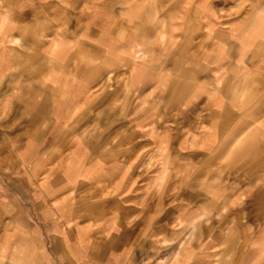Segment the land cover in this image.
<instances>
[{"label":"crops","instance_id":"crops-1","mask_svg":"<svg viewBox=\"0 0 264 264\" xmlns=\"http://www.w3.org/2000/svg\"><path fill=\"white\" fill-rule=\"evenodd\" d=\"M226 3L0 0V264H64L58 253L73 244L95 243L109 225L127 230L121 210L139 227L112 264L126 249L130 264L141 249L143 264H264V168L227 183L243 160L209 168L222 145L230 161L264 145V0H247L239 25L226 21L241 0ZM189 36L207 77L191 99L207 97L205 110L179 129L159 108L134 116L122 102L128 77L141 78L137 58ZM153 234L174 243L160 248Z\"/></svg>","mask_w":264,"mask_h":264},{"label":"clouds","instance_id":"clouds-1","mask_svg":"<svg viewBox=\"0 0 264 264\" xmlns=\"http://www.w3.org/2000/svg\"><path fill=\"white\" fill-rule=\"evenodd\" d=\"M192 2H195V0H192ZM202 3L206 4L207 0H202ZM246 4L247 0H241V5L237 8V15L226 21V23L239 25L247 14H240ZM220 6L231 5L227 4L226 0H217V7ZM197 7L199 8L201 5L198 4ZM196 43L197 41L192 40L189 36L178 48L176 47V42H172L170 46L163 47L157 53L149 54V56L142 59L137 58L136 63L132 67L135 73L141 74V78L133 79L132 76L128 77V81H130L129 91L122 102L130 104L135 109L134 116L144 113L146 118H155L154 113L159 108L160 115L167 118L166 122L179 129L190 125L205 110V105L208 102L207 97L202 95L195 100L191 99L194 90L207 78L200 66L198 57L195 55ZM128 97H131L132 100L129 101ZM185 104H187V107L184 106ZM222 147L223 150L218 149L213 156L209 168L215 166L225 170V165H229L233 161L243 160L239 168H232L228 173L226 183L229 181L235 182L233 175L239 176L246 168H264V145H253L245 150L243 156H234L231 161L229 159L230 154L226 155V153H229L228 147L226 145H222ZM193 159L198 160L200 156H194ZM201 175H203V172H201ZM199 179V176L193 179V189ZM187 198L197 200L199 193L195 190H189ZM80 210L89 213H99L100 215L105 214L100 209L89 206H85ZM121 212L120 223L121 225H126L127 230L116 227L115 224L109 225L107 229L97 234L95 243L88 241L87 245L73 244L72 247L58 253L63 255L64 264H85V262L86 264H112V260L115 259L113 253L130 238L128 230L134 233L136 228L139 227L136 224V221L140 219L139 215H132L131 211L125 210H121ZM166 224L167 220L162 222L159 229L161 232L167 231L164 227ZM121 231H124L123 236L120 235ZM113 233L117 235L114 237ZM150 239L160 248H166L170 243H174V241L165 239L163 235L153 234ZM184 244L185 247L190 249L192 244L190 235L185 237ZM200 247L202 250L203 245ZM146 251V249L140 250L136 257V264H143ZM130 254V249L121 252L124 264H130L128 261ZM216 259L219 260L220 258L216 257ZM157 264H160V262L158 261Z\"/></svg>","mask_w":264,"mask_h":264},{"label":"rangeland","instance_id":"rangeland-1","mask_svg":"<svg viewBox=\"0 0 264 264\" xmlns=\"http://www.w3.org/2000/svg\"><path fill=\"white\" fill-rule=\"evenodd\" d=\"M125 116H127V114H124ZM121 114H108L107 119H104L103 121L106 122L110 127H114V126H120L121 125V119H120ZM100 120H97V122ZM102 121V120H101ZM124 126L128 127L131 124L127 122V119L124 120ZM127 135H125L126 137ZM186 233V234H185ZM189 233L187 232H180V233H174V240L180 239V238H185L188 236Z\"/></svg>","mask_w":264,"mask_h":264},{"label":"bare ground","instance_id":"bare-ground-1","mask_svg":"<svg viewBox=\"0 0 264 264\" xmlns=\"http://www.w3.org/2000/svg\"><path fill=\"white\" fill-rule=\"evenodd\" d=\"M210 217V212H207V214H206V219H208ZM191 228V233L192 234H194L195 233V229H196V225H192V227H190Z\"/></svg>","mask_w":264,"mask_h":264}]
</instances>
